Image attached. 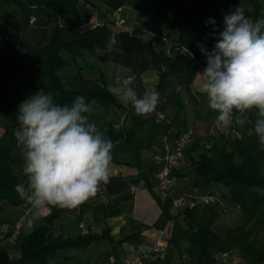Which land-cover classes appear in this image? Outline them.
I'll list each match as a JSON object with an SVG mask.
<instances>
[{
    "label": "trees",
    "instance_id": "trees-1",
    "mask_svg": "<svg viewBox=\"0 0 264 264\" xmlns=\"http://www.w3.org/2000/svg\"><path fill=\"white\" fill-rule=\"evenodd\" d=\"M6 4L15 5L27 17H45L55 22L56 27L47 43L32 52H24L21 48L23 30L11 24L0 33V49L3 57L0 60V119L10 122L9 127L0 137V222L7 214L3 202L11 206H24L26 202L19 197L17 186L25 183L26 178L14 173V166L20 158L21 148L17 145L14 130L19 126L17 121L18 105L26 97L24 91L38 92L41 89L46 94H52L61 104H71L77 96H83L91 107L97 105L105 109L124 108L107 83L102 72L97 78H89L84 73V67L76 62L83 52L89 53L102 61H107L108 39L111 33H117L119 43L114 48L127 54L139 52L149 53L159 73L158 88L167 89L168 77L183 75L192 84L196 74L206 67V57L199 46L203 45L211 52L218 39V31L223 29V17L226 12L221 5L231 4L234 8L242 6L246 15L254 20L264 16L257 7L248 8L253 0H209L200 5L198 0H101L112 10L124 5L131 6L138 13V20L149 13L156 14L171 27L169 37L176 33L173 43L177 47L188 50L189 53L173 54L156 50L143 38V30L139 27L130 30L117 29L112 21H105L92 29L76 30L68 21L78 19L79 4H94L93 0H2ZM231 1V2H230ZM2 18L6 21L7 15ZM209 18L215 20V25L206 26ZM64 20V23L60 21ZM168 38V36H167ZM104 50L103 55H97L95 48ZM76 65V73L69 78H63L64 69ZM94 71L93 67H89ZM132 109V106H130ZM254 114L250 113L249 116ZM90 121H95L89 114ZM128 130L118 129L113 122L97 123L99 127L107 128V136L113 141L128 144L135 152L136 162H140L138 140L135 139L138 121ZM252 123L247 126L251 127ZM242 133V138L219 134L211 149H206L202 139H196L186 151V158L191 161L192 172L186 190L202 191L211 184H222L229 189L233 205L241 209L246 218L242 227L229 229L227 235L220 236L213 226L220 213L214 205H187L176 216L170 212L172 197L165 200L157 197L158 204L167 218L177 219L183 216L185 228L179 237L170 240L166 253L146 254L141 264H173V248L179 249L183 242L186 246L183 255L190 264H218L217 256L233 250H240L247 264H264V245L257 246L258 239L264 235V149H261L256 136H248L247 128L235 125ZM203 145V151L201 147ZM176 169V178L184 176ZM59 216L54 212L47 216L45 222L32 234L24 237L19 245L20 257L12 259L9 248L0 243V264H50V258L58 252L68 249L89 247L92 244L106 240L117 247L126 242H139V234L130 235L115 240L110 230L101 234L88 233L76 238L64 239L55 237L51 232L53 221ZM3 223H10L9 221ZM9 235L10 232H9ZM63 264V263H61Z\"/></svg>",
    "mask_w": 264,
    "mask_h": 264
},
{
    "label": "clouds",
    "instance_id": "clouds-1",
    "mask_svg": "<svg viewBox=\"0 0 264 264\" xmlns=\"http://www.w3.org/2000/svg\"><path fill=\"white\" fill-rule=\"evenodd\" d=\"M215 23L209 18L206 26ZM213 31L219 33L213 50L199 46L206 67L198 74L208 107L216 113L215 127H244L252 113L256 119L247 135L256 136L264 149V16L254 20L239 5L224 15L223 29L214 27ZM118 43L117 33H111L108 44ZM95 52L104 54L99 46ZM133 83L129 78L128 85ZM118 99L126 107L131 104L139 116H147L167 102V97L155 90L138 96L134 87L127 85ZM91 111L83 96L70 105L61 104L42 89L18 105L19 126L13 134L21 148L26 178L17 186L19 197L29 206L23 217L26 234L52 209H78L109 180L115 144L107 136V128L90 121Z\"/></svg>",
    "mask_w": 264,
    "mask_h": 264
},
{
    "label": "crops",
    "instance_id": "crops-1",
    "mask_svg": "<svg viewBox=\"0 0 264 264\" xmlns=\"http://www.w3.org/2000/svg\"><path fill=\"white\" fill-rule=\"evenodd\" d=\"M94 4L93 6H96V9H93V11H95L96 17L103 20V23L111 21L113 10L96 2ZM123 14L127 18L130 29L135 27L142 28L144 32L142 38L152 44L156 50L165 51L166 44L158 38L151 39L148 35L150 32L148 30L151 29L161 36L166 35L171 32V28L166 22L163 20H148L144 17L140 23L137 20V12L130 6L124 7ZM158 45L163 47L158 49ZM89 55L83 52L76 62L77 66L85 68L83 73L87 77L94 79L99 76V72H102L107 79L108 86L118 94L126 86L121 81L126 78H133L134 83L129 86L134 87L139 96L143 90L149 89L146 88L147 75H153V77L157 78H154V87L150 88L149 91L155 90L159 92L162 98L167 97V102L158 105L156 111L147 116L135 114L133 108H130L131 104L126 107L122 102L124 106L122 109L111 108L108 110L102 107V109H105L106 117L113 116L110 122H113L118 129L128 130L134 126L135 119L138 121L135 139L138 140V146H140L137 151H139L141 160L138 163L136 162L135 152L128 144L122 141H113L115 147L112 152L113 160L110 167L109 182L105 186V195L96 194L95 197L76 210L52 209L49 214L59 213V216L53 221L51 226V232L55 237L64 239L76 238L82 235L80 224H84L87 226L89 233L101 234L105 230H110L116 241L130 235L139 234V242H126L115 247L108 241L101 240L89 247L71 249L72 251L81 252V257L67 253V250H62L56 256L50 258V264H103L104 261L108 264H113V260L118 264H122L125 260L134 258V248L141 242H157L161 240V236L164 233L169 234L172 238L181 236L183 229L179 218L173 220L167 218L156 199L160 197L165 200L167 197L161 194L157 186L154 157L161 151L165 137H168L173 144L178 133L183 130H193L196 135L195 140L198 138L202 139L204 144L212 140L213 135L221 134L214 124L216 113L210 109L203 111L202 104L205 100V94L201 91L202 86L200 89L197 86L198 83L201 85L203 83L202 80L198 82L199 74L195 75L192 84H189L183 75L174 74L167 79V89L161 91L158 88L159 73L149 53L127 54L108 45L107 61H102L91 54ZM86 56L89 60L85 59V62L80 64L79 60ZM94 58L96 60L92 61ZM94 61H99L101 67H98L97 62L95 64ZM113 65L117 66L118 70L114 83L112 81L113 77L110 75L111 66ZM89 67H93L94 71L90 70ZM116 118L118 120L117 123L115 121ZM195 119L211 121L212 124H209V130L207 131L210 140L205 141L200 131L193 129L191 121ZM195 140L189 147L194 144ZM116 172H118V175ZM179 180L181 178L178 177L171 196H176V182ZM207 194L211 193L202 195ZM19 209L17 216L9 220L10 223H3L8 212L2 219L3 222H0L1 244L10 245L12 237L8 233L14 221L19 217L23 206H19ZM170 212L176 216L172 207ZM44 222L45 219L39 222L36 229ZM34 231L26 234L23 227L18 236L24 238ZM6 234H8V237L2 240ZM100 245H102L101 249H99ZM120 246L123 247L122 251H118ZM9 254L12 259L20 257L19 249H10ZM120 255L125 257L123 262H118ZM134 264H141V262H135Z\"/></svg>",
    "mask_w": 264,
    "mask_h": 264
},
{
    "label": "rangeland",
    "instance_id": "rangeland-1",
    "mask_svg": "<svg viewBox=\"0 0 264 264\" xmlns=\"http://www.w3.org/2000/svg\"><path fill=\"white\" fill-rule=\"evenodd\" d=\"M93 1L96 2L97 4H101L102 6L108 7L101 0H93ZM208 1L209 0H198L200 5H204ZM253 2H254L253 4L248 5V8L250 10H254L255 8L259 7L260 12L264 15V0H253ZM127 6H129V5H124V7H127ZM95 7L96 6H93V4H86L83 1H81L79 4L80 14L78 16V19L74 20L72 18H69L68 21L76 30H81V31L89 30V29H92L99 24H102L103 20L98 19L96 17L95 11H93V9H96ZM221 7L226 12H229L230 10L235 9L229 3H227V4L224 3L221 5ZM4 14L8 16V19L6 21L2 18V16ZM144 17H146V19H148V20H150V19L156 20V21L162 20L154 13H149L146 16H142V18H144ZM142 18L140 20H138V19L137 20L141 23ZM60 23H64V20L60 21ZM7 24H11L12 26L19 27L23 30V40L21 43V48L24 52L35 51L38 48H40L41 46H43L45 43H47L49 37L51 36V34L53 33V31L56 27V23L48 21L47 18H41V17L29 18L15 5H9V4H6L4 1L0 0V33L7 26ZM128 29L130 31L132 30L129 28L128 25L126 27L122 28V30H128ZM40 31H42V32L40 33ZM148 31H150L148 35L151 37V39L158 38L166 44V49H165L166 53L171 52L173 54L175 52V48L173 46V38L176 37V33H172L171 34L172 38H170L169 33L161 36V35L156 34V32L151 30V29H149ZM39 33H40V35H39ZM167 36H168V38H167ZM163 38H167L168 41L163 40ZM162 47L163 46L158 45V49H161ZM86 54H88V56H90L89 53H86ZM2 57H3V53L0 49V60L2 59ZM85 59L89 60V58L86 56L82 60H79V63L83 64L85 62ZM93 60H96V59L94 58V59H92V61ZM94 62H95V64L97 62L98 67H101V64L99 61H94ZM75 73H76V65H73V67L64 69L61 72V76L63 78H69L70 76L74 75ZM116 73H118L117 66H115V65L111 66V74L110 75L113 77L112 78L113 83L116 81V78H117ZM154 78H157V77H153V75H147V77H146L147 87L146 88L150 89V88L154 87V85H153ZM201 80H202V78L199 76L198 82H201ZM197 86L200 89L202 85L200 83H198ZM149 89L143 90L139 94V96H142L144 94L143 92L149 91ZM137 91H138V89H137ZM201 91H202V88H201ZM35 93H37V92L26 90V91H24V96L27 98L28 96L34 95ZM202 108H203V111L209 110L206 96H205V100L202 104ZM91 109H92V111H91L90 115L93 117V119L97 123H108V122H110V119H112V117H113V116L106 117L107 114L105 113V109H102V107H100V106L93 105L91 107ZM255 119H256L255 115H253L251 117L249 116V123L246 124L244 127H241V128H247V126H249L251 123H253L255 121ZM115 121L117 123V121H118L117 118L115 119ZM191 122H192L193 129L195 131H200V134L204 137L205 141L208 140L209 135H208L207 131L209 130V124L211 123V121L208 122V121H201L200 119H195ZM9 125H10V122L7 119H5V118L0 119V137H2V135L6 131V128L9 127ZM227 129L228 128L223 129V130L219 129V132L221 134H224ZM201 151H203V145L201 147ZM22 165H23V158H22V155L20 154V158H19V160H17V162L14 166V173L18 176L22 175ZM191 168H192L191 161L189 158H187L186 161L183 163V165L177 170L178 172H183L184 176H179V178H181V180L176 182V184H177L176 185V196L184 195L186 193H192V194H196L198 196H202V194H206V193H211L212 195L216 196L218 201L215 203L214 206H216L218 208L220 216H219V219L215 222L213 229L220 236L227 235V232L229 229L244 226L246 224L245 215L243 214V212L241 211L240 208H238L237 206H235L231 203V201H230L231 195H230L229 189L227 187H225L224 185H222V184H211L210 186L204 188L202 191H198V190H189L188 191V190H186V185L189 182V179H190L191 174H192V172L190 171ZM2 204L8 212V214L5 216V220H4L5 222L15 218V216H17V214L19 213V210H20L19 206H11V205L9 206L5 202H3ZM180 212H182V209L180 210ZM178 218L181 222L182 229L185 228L182 214H180ZM8 234H6L5 237L2 238V240H5V238L8 237ZM11 237H12V241H11L10 245L8 244L9 250L10 249H19V245H20L21 241L23 240V238L19 237L18 235L16 237H14V236H11ZM263 245H264V235H261L258 239L257 246L259 248H261ZM101 246L102 245H100L99 249H101ZM185 246H186V243L183 242L179 249L173 248V251H174L173 264H190L188 258H186L183 255V249ZM122 250H123V247H121V246L118 247V251H122ZM67 253H72V254H75L76 256H79V257H81L80 255H82L81 252L74 251V250L72 251L71 249L67 250ZM119 257H120L119 258L120 260H118V262H123L125 257L123 255H120ZM130 257L132 258V256H130ZM217 259H218V264H247V261L245 260L244 255L240 250H233V251H229V252L224 253V254H219L217 256ZM103 264H108V263L104 261Z\"/></svg>",
    "mask_w": 264,
    "mask_h": 264
},
{
    "label": "built area",
    "instance_id": "built-area-1",
    "mask_svg": "<svg viewBox=\"0 0 264 264\" xmlns=\"http://www.w3.org/2000/svg\"><path fill=\"white\" fill-rule=\"evenodd\" d=\"M124 7H120L112 12V23L113 26L117 29H122L128 25L127 18L124 16ZM167 40V38H163ZM175 52L179 51L180 53H189L190 52L184 48L177 47L173 43ZM169 52L168 54H170ZM129 78L122 80L121 82L124 85H128ZM225 135L234 136L237 139L242 138V133L236 129L235 124L231 128H228L225 132ZM219 135H213L212 140L204 144L206 149H211L214 141L218 138ZM195 133L191 129H186L178 133L175 138L174 143L172 144L168 137H165L163 140V147L159 153L154 157L155 167H156V176H157V186L161 194L165 197L171 196V192L174 188L176 176L174 171L179 168L186 161V151L188 147L195 140ZM118 175V172H116ZM104 183L101 185L100 190L97 192L99 195H105V186L108 184ZM172 197V210L177 213L187 205H215L218 201L217 197L212 194L198 196L192 193H186L180 196H171ZM29 211V206L24 205L19 217L14 221L11 226L10 234L11 236L16 237L20 231L23 229V217ZM80 230L82 235L89 233L87 226L80 224ZM169 234H162L161 240L154 243L141 242L137 244L134 248V258L127 259L122 264H134L135 262H141L146 254H157L161 255L167 252L171 240ZM113 264H118L115 260L112 261Z\"/></svg>",
    "mask_w": 264,
    "mask_h": 264
}]
</instances>
